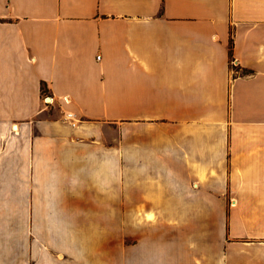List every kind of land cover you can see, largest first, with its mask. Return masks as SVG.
I'll list each match as a JSON object with an SVG mask.
<instances>
[{"label":"crops","instance_id":"crops-1","mask_svg":"<svg viewBox=\"0 0 264 264\" xmlns=\"http://www.w3.org/2000/svg\"><path fill=\"white\" fill-rule=\"evenodd\" d=\"M118 254L264 264V0H0V264Z\"/></svg>","mask_w":264,"mask_h":264},{"label":"trees","instance_id":"trees-1","mask_svg":"<svg viewBox=\"0 0 264 264\" xmlns=\"http://www.w3.org/2000/svg\"><path fill=\"white\" fill-rule=\"evenodd\" d=\"M232 52H233V41H230V57L232 58ZM42 92L45 95L46 94V85H42Z\"/></svg>","mask_w":264,"mask_h":264},{"label":"built area","instance_id":"built-area-1","mask_svg":"<svg viewBox=\"0 0 264 264\" xmlns=\"http://www.w3.org/2000/svg\"><path fill=\"white\" fill-rule=\"evenodd\" d=\"M45 103L47 104V105H51V104H53L54 103V101L51 99V97L50 96H48L47 98H45ZM69 117V119H72L73 118V116L72 115H69L68 116ZM14 131L16 132V129H14Z\"/></svg>","mask_w":264,"mask_h":264},{"label":"rangeland","instance_id":"rangeland-1","mask_svg":"<svg viewBox=\"0 0 264 264\" xmlns=\"http://www.w3.org/2000/svg\"><path fill=\"white\" fill-rule=\"evenodd\" d=\"M233 66V63H232ZM45 102V101H44ZM132 244V241H130V245ZM113 264H120V255H113Z\"/></svg>","mask_w":264,"mask_h":264}]
</instances>
